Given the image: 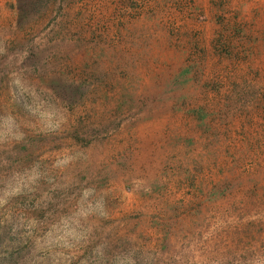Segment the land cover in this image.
Wrapping results in <instances>:
<instances>
[{
    "label": "rangeland",
    "instance_id": "rangeland-1",
    "mask_svg": "<svg viewBox=\"0 0 264 264\" xmlns=\"http://www.w3.org/2000/svg\"><path fill=\"white\" fill-rule=\"evenodd\" d=\"M0 201V264H264V0H0Z\"/></svg>",
    "mask_w": 264,
    "mask_h": 264
},
{
    "label": "clouds",
    "instance_id": "clouds-1",
    "mask_svg": "<svg viewBox=\"0 0 264 264\" xmlns=\"http://www.w3.org/2000/svg\"><path fill=\"white\" fill-rule=\"evenodd\" d=\"M0 203H3V201H0ZM68 235H71L70 233Z\"/></svg>",
    "mask_w": 264,
    "mask_h": 264
}]
</instances>
